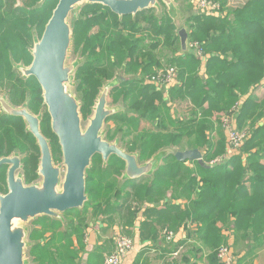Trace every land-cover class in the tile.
Instances as JSON below:
<instances>
[{
  "label": "trees",
  "instance_id": "trees-1",
  "mask_svg": "<svg viewBox=\"0 0 264 264\" xmlns=\"http://www.w3.org/2000/svg\"><path fill=\"white\" fill-rule=\"evenodd\" d=\"M219 1L220 15L196 14L189 20L188 39L197 42L200 51L208 54L204 67L206 77L198 73L200 59L196 53L177 54L179 40L173 35V25L167 17L161 22L152 16L145 18L156 36L163 35L166 39L164 43L154 39L149 46L147 39L133 35L141 21L136 18L147 14L144 10L133 17H119L101 4H88V8L94 9L91 17L76 20L72 30L75 48L83 45L88 51L85 64L77 69L84 106L92 103L100 80L112 77L115 68L122 66L126 74L135 75L134 79L122 81L114 89L135 113L119 112L109 117L106 121L112 123V129L110 133L107 131L106 139L113 140L121 131L122 137L127 138L128 149H139L136 155L142 160H149L161 148L172 145L180 150L198 149L206 164L205 167L193 161L188 166L186 161H178L169 153L153 177L123 180L117 189L111 176L122 175L125 162L112 155L105 170L95 166L86 171V193L94 214L110 218L118 214L128 200L138 203L136 209L146 203L140 234L153 241L157 226L171 229L184 222L185 226L189 223L186 221L194 222L200 240L213 248L210 253L213 264H217L219 246L227 245L234 251V238L240 239L246 255L257 250L256 244H264V94L256 93V89L264 87L261 81L264 80V0H246L241 7L226 12L223 5L226 0ZM33 2L14 7V0H0L1 83L11 81L16 73L15 69L11 71L9 56L14 61L22 56L28 59L25 45L31 39L30 30L34 27L40 38L51 14L49 5L43 10L25 11ZM97 9L101 12L96 13ZM164 44L173 47L172 55L166 60L154 57L155 47ZM164 60L179 67L178 77L182 84L169 88V98L186 104L187 112L182 113L180 119L172 116L158 89L143 83V76L154 74ZM27 79V86L33 84L29 109L37 113L43 104L42 90L33 76ZM14 95L23 98L18 91ZM10 101L17 104L19 99L10 96ZM232 112L234 125L240 128L248 123L251 135L225 162L213 164L211 161L223 155L225 149L223 115L228 113L231 117ZM142 122L147 127H142ZM52 138L56 143L53 133ZM37 147L21 117L0 113V157L20 153L25 182L36 177ZM56 148L58 150V146ZM4 169L5 166H0V192L4 190ZM114 191L116 194L123 191L127 198L118 203L120 197H114ZM177 198L188 202L184 208L170 202ZM161 200L167 202L157 209ZM130 208L126 206L124 210L127 226L134 223L137 215V211ZM70 227L71 232L62 235V228L55 219L44 217L40 220V230L34 233L40 242L32 252L36 264H65L63 249L72 233L80 237L77 242L81 243L82 239L78 228L72 223ZM46 229L51 232L48 237L44 235Z\"/></svg>",
  "mask_w": 264,
  "mask_h": 264
},
{
  "label": "water",
  "instance_id": "water-1",
  "mask_svg": "<svg viewBox=\"0 0 264 264\" xmlns=\"http://www.w3.org/2000/svg\"><path fill=\"white\" fill-rule=\"evenodd\" d=\"M157 0H59L48 19L41 37L34 42L32 60L21 69L25 77L33 76L42 90L43 103L50 117L52 133L57 137L65 170L54 166L48 141L40 131L41 118L32 114L27 107H15L0 98L5 114L21 117L36 140L40 150L38 174L40 184H26L17 175L21 159L17 153L0 157V166H8L6 174L7 192L0 194V264H25L24 248L26 229L15 226L14 220L25 223L40 216L59 219L68 210H81L88 201L86 193V171L92 159L99 155L103 165L115 155L125 162L121 180L137 179L151 171L154 162L173 153L178 161H197L205 166L198 149H160L147 162L139 164L135 155L126 152L117 139L107 140L109 125L106 120L119 107L107 106V91L103 90L95 104L94 113L87 127L80 125L79 104L66 89L72 68L66 65L68 51L73 44L74 18L68 23V16L77 4H101L119 17L154 7ZM170 5L171 0H163ZM171 16V12L168 11ZM196 14L193 11L190 15ZM182 50L187 48V33L179 30ZM115 78V77H114ZM115 82V81H110ZM109 83V84H110ZM111 86V85H110ZM106 123V125H105ZM104 128V129H103ZM125 178V179H123ZM58 185L61 189L58 190Z\"/></svg>",
  "mask_w": 264,
  "mask_h": 264
},
{
  "label": "rangeland",
  "instance_id": "rangeland-1",
  "mask_svg": "<svg viewBox=\"0 0 264 264\" xmlns=\"http://www.w3.org/2000/svg\"><path fill=\"white\" fill-rule=\"evenodd\" d=\"M31 0H14V7H17L16 5L18 3L21 2L22 5H25L27 3H29ZM172 1V5L173 7V13L171 14V16L168 14L167 10L169 11L168 7H166V5L161 1V0H157L156 1V5H154V7L149 8V11L147 12V14L143 15V16H139L136 19L141 20L138 23V27H136L138 29V31L136 32V34L133 33V35H136L137 37H143L145 39H147L148 41L146 42L147 45H153V41L154 39L160 43H164L166 41V39L164 38V36H156V33L154 31V29L151 27L152 25L150 23H147V20L145 19L146 17H155L157 19L158 22H161L163 20L164 17H167L170 21V23L173 25V29H172V33L173 35H176L177 30L179 28H189V20L191 18L190 15L193 11H195L197 14L199 13V11L196 10V5H195V0H171ZM214 1V0H211ZM216 1V0H215ZM58 0H52L47 2V0H34V2L32 4H30L27 8H25V11H31V10H43L47 5H49L51 8H54L55 5L57 4ZM220 4V1H217ZM246 2V0H226L225 4H223L225 6V12L228 10H234L236 8L241 7L244 3ZM82 4H77V6L74 8V10L69 14L68 16V23L71 24L72 20L74 18H82V20L85 18H90L92 13L94 12V9L92 8H88L90 5H83ZM221 10H222V6L220 4ZM96 13L101 12L99 9L95 10ZM156 14V15H155ZM37 17V14H36ZM49 19V18H48ZM47 19V21H48ZM144 19V20H143ZM78 20V19H77ZM173 20H175V22H173ZM46 21V22H47ZM45 27V25H44ZM73 30V29H72ZM126 32V31H125ZM31 33V39L28 41V44L25 45V50L28 52L29 56L28 59L24 58V56H22V58H20L18 61H14L13 58L11 56H9L10 58V64H11V71L13 69H15V74H14V78H10L11 81H3L2 83L0 82V98H3L5 101H7L8 103H10L12 106L15 107H27L29 109V102L32 100V94H31V87H33V84L31 83L29 86L26 85V81H28L27 77H25L21 71V69L26 68L30 65L31 60H32V54L31 51L33 50V46H34V42H36V40L39 39L38 35H36V30L34 29V27L30 30ZM191 44V43H190ZM197 45H199L197 42L195 43ZM172 48L173 47H169L168 45L164 44L162 46H157L155 47V49L153 50V54L154 57H164V59L166 60L167 57H169L170 55H172ZM193 48V47H192ZM195 50V49H194ZM197 55V54H196ZM88 56V51H85V49H83V45L78 46V48H75L74 43L71 45V48L68 51V56H67V60H66V65L70 66L72 68V73L70 75V81L68 84H66V89L67 91L72 94L78 104H79V115H80V125L82 127V129L84 130L88 123L89 120L92 118L93 113H94V108H95V104L97 102V99L100 95V93L105 90L107 91V106L108 107H119L120 109H122V112H128V113H135L134 111L130 110L127 103L123 100L122 96L117 95L118 91L110 90V81H107L106 79L104 81H100L102 84L101 87L98 89L97 93L95 94L92 103L89 106H84L83 105V101H82V92L83 89L80 86L81 81L80 79L77 78V69L80 65H83L84 61L86 60V57ZM165 60L162 63L161 68H159L158 70H156V72H163L164 70H169L170 67L173 68V71L176 75H178L179 73V67L175 66V65H169L167 63H165ZM85 64V63H84ZM115 72L118 73H122L120 71V69L115 68L114 69ZM155 72V73H156ZM154 73V74H155ZM115 74V73H114ZM153 74H147L143 76V79L145 80L146 77H150ZM114 76V75H113ZM112 76V77H113ZM203 77H206V75H202ZM126 79L129 81H131L132 79H134L135 75H125ZM262 82L264 80H261ZM20 82V83H19ZM121 83V81H118ZM145 82V81H143ZM119 83V84H120ZM264 83V82H263ZM12 86H15L13 89L11 88ZM117 88V87H116ZM13 90H15V92H13ZM163 90V89H161ZM20 92L23 96V98L21 99L19 96L14 95L16 94V92ZM256 93L258 95H262L264 94V87L262 88H258L256 89ZM10 96L11 97H16L19 99V101L17 102V104H13L10 101ZM174 101L171 99L170 104H172ZM234 107L231 108V111H235V109H233ZM30 111V109H29ZM32 112V111H31ZM231 114V117L227 114H224L223 117V121L227 120V119H231L232 122L235 120L234 119V114ZM0 113H4L1 106H0ZM34 115L42 118L43 122H44V126L46 128V133L44 132L43 128H42V124L40 125V131L41 133L44 135V137L46 138V140L48 141V144L50 146V150H51V155H52V161L54 166H58L61 168L62 170V176H63V172L65 170V166L63 164L62 161V155L60 152V146L58 144V140H56V143L53 141L52 138V131H51V126H50V117L47 113V108L46 106L43 104H41L39 111L37 113L32 112ZM182 113V112H180ZM178 119H180L179 117H177ZM42 122V123H43ZM106 123L109 125V129L108 132L110 133V129H112V123L111 122H107ZM105 123V125H106ZM142 127H147V125H145L144 122H142L141 124ZM236 126V123H235ZM237 127V126H236ZM104 129V128H103ZM240 131H243L245 133V137L242 140V144L244 143V141L246 139H248L251 135L252 132V128L251 126L247 123L244 124L242 127L238 128ZM113 132V131H112ZM225 133V139H226V143H225V151L227 149V137H226V130H224ZM113 139H117L118 140V144L120 146H122L125 149V146L127 144V138H123L122 137V132L118 131L115 135ZM35 144H36V140H35ZM241 144V146H242ZM37 145V144H36ZM58 146V150L57 147ZM173 146V145H172ZM172 149H179L176 146L170 147ZM37 162H36V169H35V178L30 180V181H26V184H40L41 183V176L38 174V169H39V160H40V150L39 147H37ZM162 149V148H161ZM127 152V151H126ZM138 153V150L135 151V154ZM20 156L21 159V154L17 153ZM134 154V153H132ZM220 157L215 158V161H218ZM214 159L211 161V163L215 162ZM103 161L101 160L99 155H96L95 158L92 159V163H91V167L89 169H87L88 171L91 170L92 168H94L95 166H99L102 170H105L106 168H108L106 165L102 163ZM7 169L8 166H5L4 169V190L2 192H0V194H4L7 192V184H6V174H7ZM88 173V172H87ZM17 175L19 177H22L24 180H26V175H25V171H24V164L22 163V159H21V168L18 169L17 171ZM87 175V174H86ZM111 180L114 181L116 183V187L117 189H119L122 185V180L120 179V177H118V175H113L111 176ZM3 187V185H2ZM61 189V185H58V190ZM114 197L119 195V200H117L118 203H122L124 198H127V194H125L123 191L122 192H118L117 194L115 193V191L113 192ZM112 197V200L116 199ZM89 201H87V203L85 204L84 208L85 209L83 212L80 213V211L82 210H68L66 212H64L63 214L60 215L59 219H55V221H57L62 230H61V234L64 235L66 233H70L71 232V227H70V223L73 224V226L78 228V231L81 235V238L83 237L85 231H86V227L88 225L89 222L94 221L97 217H99V215L97 216V214H94L92 208L90 207V199L88 198ZM134 200V199H133ZM88 205V207H86ZM146 205V203H144L142 205V207ZM129 206L133 207L132 210H135L136 207H138V203H136V201H127V204L124 206L123 209H121L119 211V213H115L112 214V216L110 218H108V216H104V222L106 224V227H109L110 225L114 224V226L112 225V229H108L105 231V233L107 234L108 237L111 238V240H113L114 235L113 232H122V230H124L123 232L125 234H127V231L125 229V222L127 219L126 213L124 212L125 207ZM140 206V205H139ZM122 217H124V219H122ZM44 218L43 216L37 217V218H33L32 220H28L27 222L23 223L20 220H14V224L15 226H23L26 229V242H28L24 248V253H25V264H36L35 262L33 263V248L40 242V240L36 237L35 230L39 229L40 230V220ZM51 219V218H49ZM103 222V223H104ZM114 227L115 230H114ZM106 229V228H105ZM104 229V230H105ZM122 229V230H121ZM162 230V229H161ZM172 230V229H171ZM50 230L46 229L45 231V237L50 236ZM114 233V234H115ZM80 238L78 237L74 232L71 235V239L70 242L68 243L67 241V247L63 249V254H64V260L63 262H65V264H84L85 259L87 260V264H94V260L92 259V255H96V250L93 249V252L89 255L85 257L87 248H86V244L82 241L81 239V243H77L74 244L73 240ZM56 243H58V240L55 241ZM89 251V250H88ZM87 251V252H88ZM257 252V251H255ZM254 253H250L251 258H253V255H255ZM259 254L262 253L264 255V246L262 247V252H258ZM107 254V253H106ZM105 254V255H106ZM104 255V256H105ZM103 256V257H104ZM92 257V258H91ZM99 261V259H98ZM252 261H245L242 262V264H252ZM168 263V262H167ZM237 264H239V262H237Z\"/></svg>",
  "mask_w": 264,
  "mask_h": 264
},
{
  "label": "crops",
  "instance_id": "crops-1",
  "mask_svg": "<svg viewBox=\"0 0 264 264\" xmlns=\"http://www.w3.org/2000/svg\"><path fill=\"white\" fill-rule=\"evenodd\" d=\"M173 22H175V20H173ZM184 29L187 33V48L185 51L182 50L179 40L180 51L177 54L179 55L180 53H193V52L196 53V51L194 50L195 47L193 48L190 47V43L194 44L196 42L190 41L188 39L189 29L187 28ZM197 56L200 59L198 73L199 75H204L205 60L207 59L206 57H208V54L205 55L202 52L200 56L198 54ZM117 79L119 78L113 77L112 81L115 82H111L110 85L114 86L115 88L118 87L120 82H118ZM145 84H149V83H145ZM181 84L182 81H180L178 75H176L175 85L172 87H178ZM159 91L162 95L161 96L162 99L166 101L167 106L170 108V113L172 114L173 117L177 116L181 118L182 113L187 112V106L185 103H181V100L179 101L183 106H180L181 104L180 103L178 104L177 101H174L172 104H170L171 99L169 98L170 96L169 88L167 90H159ZM117 111L118 112L116 113L122 112L121 110H117ZM167 147L170 148L173 146H167ZM186 149L187 148L182 150H186ZM174 150H180V149H174ZM219 157L220 158L218 161H215L214 159L215 162H213V164L214 163L221 164L229 158L225 150L223 155ZM164 158L165 156L159 158V160H157V163L154 162V164L151 166L152 167L151 171L147 174H143L140 177H153V173L161 166ZM147 161L148 160L141 162L138 161V162L139 164H142ZM192 162L193 161H186V165L191 166L193 164ZM119 177H121V175ZM125 180L130 181L131 179L126 178ZM168 194L169 192H167V195ZM166 202L167 200H161L159 205L157 206V209L163 208L164 203ZM170 202L178 204L181 208H184V206L188 203L183 198L172 199ZM146 206L147 205H144L141 208L139 207L140 209H135L137 211V215L134 223L130 226H125L127 234H125L126 232L121 229L122 233L125 232L124 234L130 237L134 243V247L129 252L125 264H213V262H210V256H211L210 253L213 251V248H211L210 245L204 244L200 240V238L196 234L197 227L194 222L186 221L189 223H187L185 226H184L185 222L180 223L178 226L171 228L172 230L168 227L161 228L160 226H157L158 232L156 239L154 241L151 239H146L144 237L142 238V235L140 234V229H141L140 222L144 219L143 210L145 209ZM132 208L133 207H131L130 209L132 210ZM104 218L105 217L103 215H99V217H97L94 221L89 222L86 227V231L82 237V241L86 244L87 251L89 250L88 252L86 251L85 257L89 256L93 252V249H95L97 252L96 255H92L93 258L91 257L94 260V264H104L103 256L106 253L107 254L111 253L114 247V239L111 240V238L108 237L107 234L105 233L106 230L112 229L113 228L112 225L114 226V224L110 225L109 227H106ZM217 225L222 226L221 223H217ZM115 228L116 227H114V230ZM164 229H167L173 233V238H171V240H168L164 236L162 232ZM114 233L115 231L113 232V235H115ZM73 242L74 244L78 243L75 239L73 240ZM232 242H234L233 243L234 251L233 250L232 251L237 257V262H239V264H242V262L249 260L252 261L251 262L252 264H264V255L262 253L260 254L258 253V252H262V247L264 246V244H256L258 247L256 250L257 252H255V255H253V258H251L250 254L249 255L245 254L247 250H244L243 244L240 242V239L238 240L234 238ZM253 247H255V245ZM32 262L34 263V260ZM87 263L88 262L85 259L84 264Z\"/></svg>",
  "mask_w": 264,
  "mask_h": 264
},
{
  "label": "built area",
  "instance_id": "built-area-1",
  "mask_svg": "<svg viewBox=\"0 0 264 264\" xmlns=\"http://www.w3.org/2000/svg\"><path fill=\"white\" fill-rule=\"evenodd\" d=\"M196 10L204 15L218 16L221 12L220 4L217 1L211 0H195ZM190 47H195L196 53L200 56L201 51L197 44H190ZM176 74L173 68L164 70L163 72H156L150 77H146L145 83L152 84L158 90H167L175 85ZM224 128L226 130L227 137V149L226 154L230 156L237 152V149L241 146L242 140L245 137V133L240 131L234 125V121L231 119L224 120ZM164 236L171 240L173 233L167 229L163 231ZM133 240L122 232H116L114 235V247L113 251L104 256V264H125L129 252L133 249ZM217 264H237V257L233 253L232 249L227 245H221L216 249Z\"/></svg>",
  "mask_w": 264,
  "mask_h": 264
},
{
  "label": "flooded vegetation",
  "instance_id": "flooded-vegetation-1",
  "mask_svg": "<svg viewBox=\"0 0 264 264\" xmlns=\"http://www.w3.org/2000/svg\"><path fill=\"white\" fill-rule=\"evenodd\" d=\"M59 1V0H58ZM163 3H164V1L163 0H161ZM16 3V2H15ZM58 3V2H57ZM165 4V3H164ZM19 5H21V2L20 3H18L16 6H19ZM57 5V4H56ZM55 5V6H56ZM166 5V7H168V9H169V11L171 12V14L174 12L173 11V5H172V1H171V4L170 5H167V4H165ZM55 8V7H54ZM54 8H52L51 9V14H52V11H53V9ZM144 11H149V9H146V10H144ZM144 11H142V12H144ZM51 14H50V16H51ZM136 15V14H135ZM156 15V14H155ZM50 16H49V18H50ZM132 16V15H131ZM134 16V15H133ZM132 16V17H133ZM47 23V22H46ZM46 25V24H45ZM181 28H179L178 30H177V33H176V36L178 37V40H180V38H179V30H180ZM44 30V29H43ZM118 69H120V71L122 72V73H118V72H115L114 71V73L115 74H113L114 76L113 77H117V78H119V79H117L118 81H128L127 79H126V77H125V75H128V74H126L125 73V71H124V68L122 67V66H120V67H117ZM113 77H110V78H104V79H101L100 81H104L105 79L107 80V81H112V78ZM144 83V82H143ZM145 84V83H144ZM102 85V84H101ZM101 85H100V87H101ZM99 87V88H100ZM98 88V89H99ZM113 89H115V87L114 86H110V90H113ZM30 112H31V110H30ZM32 113V112H31ZM33 114V113H32ZM41 121H42V118H41ZM40 125H41V122H40ZM125 149H126V151L128 152V153H130V154H132V153H134L133 155H135L136 157H137V159H138V161L139 162H141V161H146V160H142V159H139L138 158V156L135 154V151L137 150V148L136 149H134V150H129L128 149V145L126 144V146H125ZM139 150V149H138ZM95 158V157H94ZM124 167H125V165H124Z\"/></svg>",
  "mask_w": 264,
  "mask_h": 264
}]
</instances>
